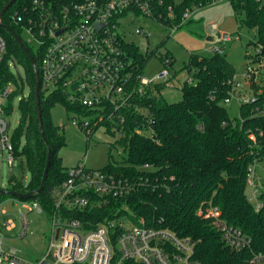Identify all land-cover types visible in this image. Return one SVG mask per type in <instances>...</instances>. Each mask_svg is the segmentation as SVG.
Returning a JSON list of instances; mask_svg holds the SVG:
<instances>
[{
  "label": "trees",
  "instance_id": "obj_1",
  "mask_svg": "<svg viewBox=\"0 0 264 264\" xmlns=\"http://www.w3.org/2000/svg\"><path fill=\"white\" fill-rule=\"evenodd\" d=\"M34 1L15 0L1 20L23 40L39 69L43 51L24 39L27 22L18 21V17L15 21L12 19L16 13L23 15L24 11L36 16ZM54 1L71 4L82 0ZM161 1L162 4L155 6L159 22L167 27L176 25L179 29L190 24L189 20L181 25L187 11L192 12L193 6H206L213 0ZM229 1L239 27L246 26L257 33L256 40L247 45L257 50L248 67L263 66L261 71L264 69V0ZM8 2L0 0V11ZM0 32L6 39V52L0 65V92L10 82L17 88L7 100L6 115L13 113L14 99L27 93L19 103L20 120L12 143L15 160H20L21 169L24 171L26 167L31 175L28 185L12 175L7 190L29 193L40 187L48 155V147L39 130L35 73L13 34L2 27ZM125 48L138 65L140 75L145 74L149 61L159 50L143 55L134 43H126ZM166 57L171 59L173 76L169 81H172L177 75L175 60L170 53H165L160 57L161 62ZM10 60L23 68L24 77L12 73ZM183 70L193 82L185 81L182 85V100L167 102L161 94L166 84L156 85L154 90L146 88L133 97L131 107L124 114L125 122L121 125L124 136L110 144L111 150L121 148L125 157L121 162L110 161L102 170L126 181L132 188L130 193L120 198L91 196L94 206L70 215L90 222L87 227L93 229L131 210L135 224L143 220L149 228L168 229L179 238L190 239L193 259L201 264H251L256 254L264 253V189L261 188L258 195L259 210L246 192L252 166L264 161V88L252 80L254 97L248 103H240L239 116L232 119L224 103L235 94V68L226 54L214 52L210 58L191 54ZM40 96L44 133L51 147L44 190L28 200L0 195V204L6 199L38 202L49 216L53 195L67 175L60 155L66 139L62 128L53 122L51 109L61 105L70 117L74 109L60 92L45 95L40 91ZM84 132L89 143L94 132ZM257 182L264 187L263 180ZM210 207H217L222 219L250 240V247L233 250L226 245L221 231L201 214L200 210L206 213Z\"/></svg>",
  "mask_w": 264,
  "mask_h": 264
},
{
  "label": "built area",
  "instance_id": "obj_2",
  "mask_svg": "<svg viewBox=\"0 0 264 264\" xmlns=\"http://www.w3.org/2000/svg\"><path fill=\"white\" fill-rule=\"evenodd\" d=\"M160 4L161 0H82L57 5L54 0H35L36 16L24 11L23 15L16 13L12 19L15 21L18 17V21L27 22L23 32L25 40L43 51L38 69L40 91L45 95L62 93L74 109L70 113L73 124L82 130L95 133L103 128L106 133L121 138L124 136L121 127L125 122L124 114L131 107L133 97L146 88L154 90L156 85L167 86L173 76L168 57L163 59V68L152 78L138 74V65L125 48L126 43H132L127 40L129 26L150 19L164 27L155 15V6ZM190 19L191 13L187 11L181 25ZM168 29L172 34L178 26ZM135 32L149 37L144 26L136 27ZM5 52L6 39L0 32V65ZM214 52L223 53L221 48H215ZM262 67L249 65L248 79ZM134 79L136 83L132 84ZM187 82L193 81L189 77ZM16 89L10 82L0 92V149L9 153L10 166L15 162L13 134L4 117L8 116L5 113L7 100ZM22 96L25 98L27 93ZM242 102L248 103L250 99H241ZM250 138L254 140L253 136ZM248 185L257 195L255 208L259 210L258 195L264 187L257 182L252 170ZM131 189L126 181L102 169L91 170L85 165L67 169L65 181L53 195L52 212L47 216L51 226L47 251L32 264H201L193 259L191 240L179 238L168 229L149 228L143 221L134 224L129 217L122 216L91 229L87 227L90 222L70 215L94 206L91 196L120 198L127 196ZM21 203L28 211L45 214L38 202ZM200 211L221 231L230 248L250 247V240L228 225L217 207L208 208L206 213ZM0 213L6 214L1 210ZM20 215L19 238H24L29 227L28 216L23 211ZM3 227L13 230L15 224L6 222L3 225L0 217V264H29L20 257L17 248L4 242ZM251 264H264V253L256 254Z\"/></svg>",
  "mask_w": 264,
  "mask_h": 264
},
{
  "label": "rangeland",
  "instance_id": "obj_3",
  "mask_svg": "<svg viewBox=\"0 0 264 264\" xmlns=\"http://www.w3.org/2000/svg\"><path fill=\"white\" fill-rule=\"evenodd\" d=\"M182 1L175 0L176 3ZM191 9L190 24L183 25L184 27L175 30L172 34L167 26L163 27L148 19L145 22L129 26L127 40L137 45L143 55L159 49L158 52L154 53L145 71V76L149 78H152L163 68L161 55L170 53L174 58V70L177 75L161 92L169 103H177L182 100L181 85L188 79V73L183 69L189 64L191 54L210 58L213 56L215 48H221L235 68V94L231 96L229 102L224 103V106L232 119L237 118L240 100L245 98L251 100L254 97L251 81L254 80L257 86L264 88V69L254 74L253 79H248L249 60L256 55L257 50L247 45L256 40L257 33L253 29L249 30L246 26L239 27L229 0H213L206 6H193ZM139 26L147 28L149 37L136 34V27ZM224 35L229 36V39H225ZM13 61L10 60L12 73L15 76L24 77L23 68ZM21 100H23V96H17L13 102V113L4 117L10 124L12 134L19 124V103ZM51 116L53 122L62 128L66 139V145L62 148L60 155L63 165L67 169L85 165L88 169L99 170L105 168L112 160L121 162L124 159L125 155L122 154L121 148L111 150L110 147V144L118 140V135L106 133L103 128H100L94 133L93 140L88 143V135L80 127L73 124V118L68 115L63 106L54 105L51 109ZM146 134L149 133L146 132ZM8 158L9 153L0 149V189L8 188V181L12 175L22 180L24 185H28L31 180L30 172L26 167L24 171L21 169L20 160H15L14 166H10ZM251 169L257 180L264 181V161L256 163ZM246 192L251 203L255 205L257 195L253 189L248 186ZM0 210L6 213L5 216L0 213L3 225L6 222L15 224L13 230H8L6 227L2 228L5 236L4 242L17 248L20 257L29 264L41 259L47 251L51 233L47 215H41L35 210L28 211L23 207L21 201L13 202L11 199L2 202ZM21 211L27 214L29 223L28 232L24 238H19ZM127 213L129 216L122 215V217H129L130 221L134 223L132 219L134 213L131 210H128ZM141 221L143 220H139L138 223Z\"/></svg>",
  "mask_w": 264,
  "mask_h": 264
},
{
  "label": "water",
  "instance_id": "obj_4",
  "mask_svg": "<svg viewBox=\"0 0 264 264\" xmlns=\"http://www.w3.org/2000/svg\"><path fill=\"white\" fill-rule=\"evenodd\" d=\"M14 1L15 0H9V2L6 3V5L1 9V11H0V27L5 28L7 31H9L13 34L14 38L16 39L18 44L20 45L21 49L24 51V53L27 55V57L29 58V60L32 63L34 73H35V79H36L35 104H36V108H37L39 130H40V133H41V136H42L44 142L46 143V145L48 147V155H47L46 166H45V170H44L43 177L41 180V184L37 190L31 191L29 193H20L17 191H9L7 189H0V195H8L11 197H16L19 199L28 200V199L34 198L36 195L40 194L44 190V187H45V184H46V181L48 178V172H49L50 161H51V147H50V145L47 141V138L45 136V133H44V125H43L42 109H41V96H40L41 85H40V75H39L37 63H36L34 57L32 56V54L30 53V51L28 50V48L26 47V45L24 44L23 40L18 35L14 34L9 27H7L6 25L1 23L2 16L9 9V7L14 3Z\"/></svg>",
  "mask_w": 264,
  "mask_h": 264
},
{
  "label": "crops",
  "instance_id": "obj_5",
  "mask_svg": "<svg viewBox=\"0 0 264 264\" xmlns=\"http://www.w3.org/2000/svg\"><path fill=\"white\" fill-rule=\"evenodd\" d=\"M224 38H225V39H229V36L224 35Z\"/></svg>",
  "mask_w": 264,
  "mask_h": 264
}]
</instances>
